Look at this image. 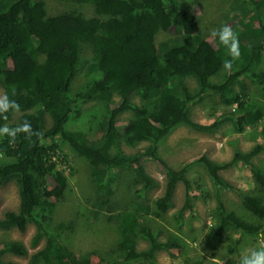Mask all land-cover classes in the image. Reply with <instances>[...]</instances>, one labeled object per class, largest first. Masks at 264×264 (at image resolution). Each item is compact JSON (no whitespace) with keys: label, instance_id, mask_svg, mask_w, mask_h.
Segmentation results:
<instances>
[{"label":"trees","instance_id":"trees-1","mask_svg":"<svg viewBox=\"0 0 264 264\" xmlns=\"http://www.w3.org/2000/svg\"><path fill=\"white\" fill-rule=\"evenodd\" d=\"M75 4L89 3L95 15L83 16L68 11L46 15L42 0H0V88L20 105L18 117L10 123L0 118V127H15L24 120L34 131L43 133V144L35 146L18 134L14 144L0 137V184L14 180L18 196L17 210L0 216V230L24 231L34 225L29 244L17 239L0 242V264H18L3 259L4 254L26 257L25 264H90L87 257L76 256L62 241V223L51 224L53 201L63 196L67 177L55 162L60 143L86 159L90 181L98 203L107 205L114 193L118 169L129 170L140 185L139 193L156 185L144 169L145 157L155 159L164 171L163 193L152 201L153 215L159 216L172 206L176 183L181 182L184 197L175 220L184 209H191L190 183L186 177L191 163L203 164L215 187L231 188L219 170L237 162L250 170L253 193L236 192L242 206L258 218L264 217V169L252 162L262 144L235 151L223 163L201 155L179 168L168 166L156 153V143L178 124L203 128L189 117L190 104L202 95L217 94L225 107L220 119L229 121L236 132L258 123L262 106L247 90V80L264 95V70L258 66L264 54V0H241L238 23L244 28L240 37L241 58L230 71L224 60L230 59L218 38L214 43L197 34L198 12L191 0H58ZM174 28L169 38L155 42L159 31ZM82 75L86 82L72 91L71 82ZM218 76V79H213ZM191 77V89L186 78ZM137 96L140 104L133 101ZM115 98L118 103L115 104ZM97 101L105 107L103 131L90 140L83 131L67 128L71 118L79 117L78 105ZM130 111L131 117L117 115ZM45 115L50 120L45 126ZM209 127V126H208ZM264 135V122L260 128ZM149 144L134 153H124L122 143ZM148 207L136 204L129 212L115 216L119 241L117 262L146 259L156 264L154 253L180 247L172 234L159 240L138 213ZM216 219L213 234L229 228L258 235L262 225L244 221L218 200L212 210ZM134 237L147 240L145 249L135 248ZM259 237V235H258ZM260 238V237H259ZM264 242V240H263ZM178 244V245H177ZM264 246V243H263ZM195 264V263H192Z\"/></svg>","mask_w":264,"mask_h":264},{"label":"rangeland","instance_id":"rangeland-1","mask_svg":"<svg viewBox=\"0 0 264 264\" xmlns=\"http://www.w3.org/2000/svg\"><path fill=\"white\" fill-rule=\"evenodd\" d=\"M192 8L198 12V22L195 32L212 43L215 38L211 35L214 29L223 24H229L240 37L255 35L254 27L250 28L251 35L243 36L244 28L238 23V9L241 0H191ZM46 15L75 11L83 16L95 15L94 8L89 3L75 4L58 0H42ZM174 33L170 27L166 31H159L155 35V42L169 38ZM264 70V54L258 66ZM218 79V76L213 78ZM186 83L193 89V78H186ZM86 82L82 75L75 76L71 82L72 91H77ZM247 90L253 100L262 106V119L255 124L248 125L242 132H235L229 121L221 120L225 107L219 104L217 94L202 95L189 106L190 118L199 124L209 127L198 128L187 124H178L162 139L158 140L156 153L172 168H179L197 155H205L214 161L229 160L235 151H244L256 143H264V135L260 128L264 122V95L260 88L247 80ZM0 95H3L0 88ZM133 101L140 104L137 96ZM118 103L115 98V104ZM104 105L97 101H89L78 105L79 117L71 118L67 128L84 132L90 140L98 138L103 131ZM13 112L10 123L18 117ZM130 111L117 115L119 120L131 117ZM216 121V123L213 122ZM45 126L50 120L45 115ZM260 143V144H261ZM147 142L139 141L134 145L122 143L120 149L124 153H134L147 146ZM55 154L58 168L67 177V188L63 196L53 201L51 224L62 223V241L76 255L87 257L90 264H114L118 259L116 243L118 230L113 217L118 211L129 212L136 204L148 207L147 211H140L138 216L142 224L149 227L159 240L175 234L180 240V247L172 250H161L155 253L156 264H238L242 254L263 246L262 238L253 233L229 228L221 234H213L216 219L212 210L220 200L228 211H233L244 221L259 223L264 233V217L258 218L247 211L241 204L236 192L253 193V183L249 167L243 162H237L219 171L231 188L215 187L203 164L191 163L187 167L186 177L190 183L191 209H184L182 219L175 220V214L180 208L184 197L181 182L176 183L172 194V206L159 216L153 215L152 201L164 190V171L155 159L145 157L142 160L145 171L156 180V185L139 193L140 185L135 183L129 170L118 169V179L114 182V193L107 205L98 203L95 189L90 181L85 158L75 154L71 148L60 143ZM252 162L264 169V151L256 154ZM18 198L14 180L0 184V216L6 210H17ZM34 231V225L27 223L24 231L10 229L0 230V242L17 239L26 246ZM148 242L143 238H136V249L143 250ZM178 245V244H177ZM3 259L25 264L26 257L4 254ZM116 264H150L146 259L133 262H117Z\"/></svg>","mask_w":264,"mask_h":264},{"label":"clouds","instance_id":"clouds-1","mask_svg":"<svg viewBox=\"0 0 264 264\" xmlns=\"http://www.w3.org/2000/svg\"><path fill=\"white\" fill-rule=\"evenodd\" d=\"M213 37L218 38L219 43L227 49V55L230 59L224 60V68L226 71H230L233 64L238 61L241 56L240 39L236 31L229 24H223L220 28L214 29L211 33ZM20 105L12 99H9L8 95H0V118L4 120L8 119L7 114L10 111L18 112ZM24 134V139L35 146L36 141L33 137H36L40 144H43V133L34 131L31 122L24 120L22 123L15 127H8L7 125L0 127V137L7 136L9 143L14 144L18 134ZM260 238L264 239V233L258 234ZM239 264H264V246L253 249L250 252L241 255Z\"/></svg>","mask_w":264,"mask_h":264},{"label":"crops","instance_id":"crops-1","mask_svg":"<svg viewBox=\"0 0 264 264\" xmlns=\"http://www.w3.org/2000/svg\"><path fill=\"white\" fill-rule=\"evenodd\" d=\"M217 96H218V95H217ZM218 101H219V100H218ZM219 104H221V103L219 102ZM221 105H223V104H221ZM189 110H190V109H189ZM223 111H224V110H223ZM223 111H222V112H223ZM189 117H190V113H189ZM220 118H221V117H220ZM190 119H191V118H190ZM191 120H192V119H191ZM221 120H224V119H221ZM192 121H193V120H192ZM213 122L216 123V121H214V120H213ZM197 124H199V123H197ZM200 125H204L205 127H203V128H207V127H208V125H205V124H200ZM251 125H252V124H251ZM247 126H248V125H247ZM232 129H233V128H232ZM235 132H236V131H235ZM241 132H242V131H241ZM164 137H165V136H164ZM164 137H163V138H164ZM163 138H162V139H163ZM162 139H161V140H162ZM143 141H144V140H143ZM145 142L149 143V141H145ZM260 143H261V142H260ZM260 143H259V144H260ZM261 144H262V146H264V143H261ZM147 145H148V144H147ZM262 151H263V150H260L258 153H260V152H262ZM258 153H257V154H258ZM201 155H202V154L197 155V156H195L193 159H196L197 157H199V156H201ZM203 156H205V155H203ZM254 156H255V155H254ZM254 156H253V157H254ZM205 157H207V156H205ZM253 157H252V158H253ZM207 158L210 159L209 157H207ZM193 159H192V160H193ZM230 159H231V158H230ZM230 159H229V160H230ZM210 160H211V161H214L213 159H210ZM229 160H228V159H227V160H221V161L217 160L216 162H218V163H223V162H227V161H229ZM190 161H191V160H190ZM184 165H185V164H184ZM182 166H183V165H182ZM228 167H229V166H228ZM226 168H227V167H226ZM162 170H163V169H162ZM221 170H222V169H221ZM221 170H219V171H221ZM219 171H218V173H219ZM250 174H251V173H250ZM222 178H223V177H222ZM9 181H10V180H9ZM17 198H18V196H17ZM239 200H240V198H239ZM247 211H248V210H247ZM116 227H117V221H116ZM117 234H118V232H117ZM220 234H221V233H220ZM216 235H217V234H216ZM136 238H137V237H134L135 242H136ZM262 240H264V239H262ZM118 241H119V234H118L117 243H118ZM117 243H116V249H117V251H118V256H119V250H118V247H117ZM262 244H263V243H262ZM260 247H262V246H260ZM260 247H258V248H260ZM135 248H136V245H135ZM256 249H257V248H256ZM137 250H139V249H137ZM158 251H161V250H158ZM158 251H156V252H158ZM156 252H155V253H156ZM155 253H154V260H155ZM155 263H156V262H155ZM189 264H190V263H189ZM238 264H239V263H238Z\"/></svg>","mask_w":264,"mask_h":264}]
</instances>
